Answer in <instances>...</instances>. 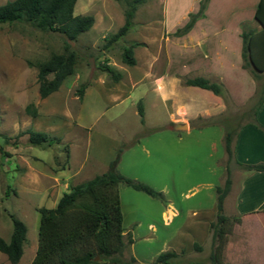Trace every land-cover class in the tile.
I'll return each mask as SVG.
<instances>
[{
  "label": "rangeland",
  "instance_id": "rangeland-1",
  "mask_svg": "<svg viewBox=\"0 0 264 264\" xmlns=\"http://www.w3.org/2000/svg\"><path fill=\"white\" fill-rule=\"evenodd\" d=\"M6 1L0 0V4ZM131 1L76 0L73 13L92 15L94 23L74 40H67L59 33L41 31L23 21L0 23V237L9 240L12 215L26 225L22 256L16 264H29L35 255L40 216L38 209L54 207L61 194L68 191L74 183L71 181L67 185L61 180L65 177L64 170L71 164V146H74L76 155L73 163H76V158H80V155L86 156L89 153L90 168L87 177H93L107 170L102 163L104 158L109 157L110 162L118 149L122 155L126 147L151 129L139 126L134 98L122 97V94L112 92L109 84L113 81L101 70L102 65L109 64L115 71L123 73L128 81V71L137 70L122 62L123 47L132 42H145L149 49L152 48V23L155 22L156 25L160 17L159 0H145L138 4L126 33L109 42L111 36L123 25L124 12ZM245 28L248 29L247 26ZM145 43L133 48L134 55ZM66 44L76 57L74 72L64 79L55 92L41 98L38 93L37 63L46 60L52 53L65 52ZM260 76L258 88L264 83V73ZM82 85H92L100 96L101 104L108 106L98 117L94 128L88 131V135L76 123L77 111L83 102V95L79 97L77 89ZM112 101L117 102L111 103ZM29 104L35 107L36 116L26 112L25 108ZM27 129L46 132L60 141L50 145H31L27 134L22 133ZM134 130L136 132L126 141L117 142L122 134L128 136ZM191 143L193 142L176 144L174 154L169 153L160 173L157 176H147L154 177L153 183L158 185L166 182L172 196L175 190L186 189L200 177L191 173L192 168H203V164L210 166L211 158H206V151L209 149L206 143L202 142L199 151H195ZM221 163L224 175L219 186L223 185L226 177L225 166L229 167L230 177L232 170L238 167L233 159L227 161L226 153ZM117 170L119 171L118 164ZM145 184L150 186L147 182ZM160 192L162 198H155L154 202L123 192L124 202L120 203L125 217L124 238L126 240L128 234L131 238L133 234L134 238L132 243L125 245L122 260L129 264H158L154 260L160 252L172 250L175 244H181L178 256L169 264H212L210 254L214 255L215 264H264V215H261L262 223L245 219L231 220L235 216L232 215L229 197L223 211L230 219L227 224L228 233L218 234L212 243V224L216 221L214 209V213L208 212L206 226L204 223L193 225L192 235L182 233L170 240L176 224L168 225L162 221L160 211L166 202H163L165 196ZM198 201L197 199L195 202ZM175 203L184 208L194 202ZM201 203L209 208L213 202ZM184 218L185 222L187 216ZM148 219L154 221V230L148 229L145 224ZM132 221H142L143 224H131ZM184 222L182 228H185ZM132 257L136 259L133 262L130 261ZM0 264H12L2 252Z\"/></svg>",
  "mask_w": 264,
  "mask_h": 264
},
{
  "label": "crops",
  "instance_id": "crops-1",
  "mask_svg": "<svg viewBox=\"0 0 264 264\" xmlns=\"http://www.w3.org/2000/svg\"><path fill=\"white\" fill-rule=\"evenodd\" d=\"M159 1L160 17L156 25L152 23V48L149 49L143 42L145 45H141L142 49L134 55L135 64L130 66L137 71H128V81L120 73L121 77L117 81L112 80L109 89L122 94V97L134 98L135 106L137 102L142 104L144 123L139 122V126L151 129L124 149L118 169L123 175L147 182L155 190L163 192V202L166 203L160 216L165 224H176L169 237L174 240L182 233L192 235L193 225L204 223L206 226L208 212L214 213L215 188L221 185L224 175L221 162L225 155L223 138L227 128H237L231 129L235 132L232 141L234 160L242 164L264 163V100L255 108L257 100L264 96L261 87L264 83L258 88L261 76L257 80L243 67L241 38L246 26L259 29L261 25L255 19L259 0H208L203 15L195 19L191 28L182 35H175L176 30L187 23L190 15L197 12L200 0ZM195 77L220 84L221 92L216 94L185 82ZM99 97L92 85L85 87L76 123L87 135L96 125L102 111L108 108L101 104ZM174 124L185 125V128L171 129ZM136 130L128 136L122 134L117 142L126 141ZM186 142H193L195 145L191 143V147L195 151H199L202 142L206 143L209 148L206 158H211V163L210 166L203 164V168H192L191 173L200 177L186 189L175 190L172 196L166 182L158 185L153 183L154 177L147 176H157L166 165L169 153L174 154L176 144L183 145ZM193 149L190 148V151ZM74 156V146H71V164L64 170L65 177L61 178L67 185L71 181L74 185L91 178L87 177L89 153L77 157L76 163L72 162ZM108 162L109 157L102 161L106 168ZM237 166L231 172V187L224 198L223 211L230 197L233 216L262 223L264 171ZM118 189L120 202H124L123 192L139 195L149 202L155 201L146 193L122 184H119ZM197 199L199 201L195 202ZM175 202L194 203L183 208ZM201 202L213 203L208 208ZM124 218L123 215V221ZM183 222L185 228H182ZM136 223L143 224L142 221L131 222ZM145 224L148 229H155L151 219ZM204 230L207 231L206 227ZM174 246L172 250L176 253L181 250V244Z\"/></svg>",
  "mask_w": 264,
  "mask_h": 264
},
{
  "label": "trees",
  "instance_id": "trees-1",
  "mask_svg": "<svg viewBox=\"0 0 264 264\" xmlns=\"http://www.w3.org/2000/svg\"><path fill=\"white\" fill-rule=\"evenodd\" d=\"M145 0H132L124 12V23L114 33L109 42L122 37L131 25V18L138 4ZM208 0H200L196 13L191 14L187 23L176 30L175 35H182L193 25L195 19L203 15ZM76 0H7L0 4V23L27 22L41 31H50L63 35L67 40H74L79 34L87 31L94 23L92 15H75L73 13ZM255 19L260 23L259 29L243 28L242 58L243 67L248 69L258 80L264 71V0H259ZM141 42H132L123 47L122 62L128 66L135 64L133 48ZM75 54L65 45V52L52 53L46 60L37 63L38 93L41 98L55 92L64 79L74 72ZM113 81H117L121 74L109 64L102 65ZM51 75V78H48ZM189 85L199 86L221 92V85L201 77L186 79ZM264 90V84L261 86ZM85 85L77 89L82 97ZM264 100L260 97L257 108ZM32 116L37 115L33 104L25 108ZM137 113L140 123H144V111L141 102L137 103ZM31 145H45L59 142V138L50 136L43 131L27 129ZM234 130L226 129L223 142L227 154V161L234 160L232 141ZM6 137V136H5ZM121 150L108 163L107 170L101 174L71 185L68 191L61 194L54 207H40L37 228V247L35 255L29 264H129L121 259L126 244L133 242L130 234L124 238L123 215L121 210L118 186L123 184L135 190L142 191L154 198H162V193L151 186L127 177L117 170ZM235 163L246 170L264 171V163L242 164ZM226 177L222 186L215 188L216 193V221L212 224V243L218 234L228 233L227 224L230 219L223 213V201L231 187V177L228 165L225 166ZM264 212V207L262 208ZM12 232L9 240L0 237V252L6 255L10 263L16 264L22 256L23 243L26 239L27 227L23 221L11 216ZM231 220L239 221L238 217ZM199 248V246H196ZM178 256L173 250L160 252L154 262L169 264ZM212 264L214 255L210 254ZM132 257L130 261H135Z\"/></svg>",
  "mask_w": 264,
  "mask_h": 264
},
{
  "label": "water",
  "instance_id": "water-1",
  "mask_svg": "<svg viewBox=\"0 0 264 264\" xmlns=\"http://www.w3.org/2000/svg\"><path fill=\"white\" fill-rule=\"evenodd\" d=\"M183 128H185V125H180V124H174L171 127V129H174V130H176V129H183Z\"/></svg>",
  "mask_w": 264,
  "mask_h": 264
}]
</instances>
